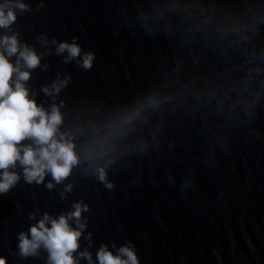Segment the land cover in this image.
I'll use <instances>...</instances> for the list:
<instances>
[{
	"label": "water",
	"instance_id": "water-1",
	"mask_svg": "<svg viewBox=\"0 0 264 264\" xmlns=\"http://www.w3.org/2000/svg\"><path fill=\"white\" fill-rule=\"evenodd\" d=\"M25 2L33 11L14 30L45 54L28 81L37 101L47 107L40 88L70 77L56 103L78 146L128 123L105 141L111 190L84 162L52 189L21 180L0 196V255L46 264L43 249L17 255L29 214L83 201L93 257L127 238L143 264H264V0H46L38 12L40 0ZM72 36L96 53L91 70L55 54L52 39Z\"/></svg>",
	"mask_w": 264,
	"mask_h": 264
},
{
	"label": "clouds",
	"instance_id": "clouds-1",
	"mask_svg": "<svg viewBox=\"0 0 264 264\" xmlns=\"http://www.w3.org/2000/svg\"><path fill=\"white\" fill-rule=\"evenodd\" d=\"M45 7L46 0H40L35 10L38 12ZM32 11L31 4L25 0H0V196L7 195L21 180L52 189L66 181L84 162L92 166L96 180L111 190L113 184L107 179V164L102 165L100 161L111 147L105 141L120 135L121 127L128 120L111 128L105 136L78 146L75 137L80 130L64 127L63 103H56V96L67 87L70 77L58 76L40 88V92L52 101L47 107L37 101L36 91L29 88L28 81L45 54L21 42L19 33L14 30L18 16ZM38 40L47 48L46 35L39 36ZM51 44L55 46V54L62 56L65 63L75 62L84 71L91 70L97 58L94 51L81 46L78 36L59 42L53 38ZM260 71V68L249 69L245 90ZM258 99L254 96L252 103ZM151 106L154 107L155 102ZM71 188V184H65L64 192H70ZM88 210L86 203L76 201L70 210L56 216L44 212L37 219L35 213L29 214L28 219L34 223L26 232L18 233L17 255L22 259L35 257L38 250L43 249L47 253L46 264H81L82 260L86 264H143L136 244L127 238L119 246L115 242L101 243L93 257L89 251L91 233L84 235L87 217L82 213ZM82 238L88 241L89 247L81 251ZM216 259L220 261L218 252ZM0 264H9L8 257L0 255Z\"/></svg>",
	"mask_w": 264,
	"mask_h": 264
}]
</instances>
